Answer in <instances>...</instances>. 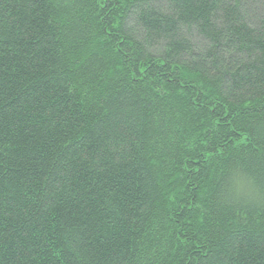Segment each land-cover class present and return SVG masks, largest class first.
<instances>
[{"label":"trees","instance_id":"16d2710c","mask_svg":"<svg viewBox=\"0 0 264 264\" xmlns=\"http://www.w3.org/2000/svg\"><path fill=\"white\" fill-rule=\"evenodd\" d=\"M0 264H264V0H0Z\"/></svg>","mask_w":264,"mask_h":264}]
</instances>
